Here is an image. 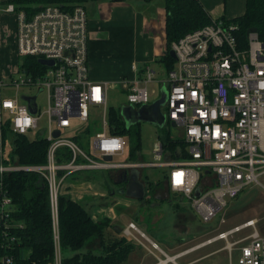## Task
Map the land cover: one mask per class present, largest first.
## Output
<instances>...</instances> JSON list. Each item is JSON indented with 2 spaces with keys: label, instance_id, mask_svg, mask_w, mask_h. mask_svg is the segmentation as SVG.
Segmentation results:
<instances>
[{
  "label": "built area",
  "instance_id": "2783aa9c",
  "mask_svg": "<svg viewBox=\"0 0 264 264\" xmlns=\"http://www.w3.org/2000/svg\"><path fill=\"white\" fill-rule=\"evenodd\" d=\"M5 11L16 18L17 55L22 58L52 60L37 72L23 73L9 82L0 80V264H16L14 250L19 249V232L23 225L12 217L11 198L5 189L3 176L8 172L37 174L48 187L53 254L51 264H62L58 197L68 176L80 171L140 170L159 168L163 171L168 189L186 200L204 224L213 219L225 222V209L249 186H261L264 175V44L256 33L246 35L247 45L236 39L238 27L226 19L216 18L209 24L188 32L171 45L173 68L166 73L163 84L166 101L163 104L165 125L180 127L185 148L177 158H163L162 145L154 146L157 161L129 160L115 163L116 156L125 151V135L110 132L111 116L107 108L112 84L89 79L88 30L84 5L75 4L71 10L47 4L28 17L24 11L7 4ZM154 73L146 69L143 81L124 84L130 105L136 109L149 101L147 84ZM10 86L40 88L47 94L46 163L4 164V128L9 126L16 135H26L38 127L40 117L36 103L34 115L19 97H3L2 90ZM35 101V100H34ZM99 110L100 125L90 140V154L73 139L80 128L71 122L90 121V109ZM108 109V113H107ZM77 128V129H76ZM67 131L72 136H63ZM55 132L59 135L56 137ZM67 148L70 160L59 163L58 149ZM184 155L182 156L181 155ZM96 157L102 158L101 161ZM111 157V160H105ZM163 158V160H161ZM247 236L235 242L228 237L245 228ZM139 233L128 223L123 233ZM224 240L229 253L237 244L236 264H264V237L256 229V219H250L229 230L219 232L207 243ZM138 241V240H136ZM159 249L155 242L150 243ZM158 264H177L179 257L165 255ZM172 258V261H168ZM31 264H37L32 262Z\"/></svg>",
  "mask_w": 264,
  "mask_h": 264
},
{
  "label": "crops",
  "instance_id": "0c3cea01",
  "mask_svg": "<svg viewBox=\"0 0 264 264\" xmlns=\"http://www.w3.org/2000/svg\"><path fill=\"white\" fill-rule=\"evenodd\" d=\"M12 1L13 0H0V80L3 82H9L12 78H18L19 75L25 73L24 69L22 68V60L17 55L16 18L13 13H9L4 10L5 6L7 4H11ZM162 1L163 0H123L116 2L102 1L88 2L86 5H84L87 16L88 30V73L89 79L91 81L98 83H104V81H106L112 84L114 87L113 90L119 89L120 87V89H126L124 84L129 86V84L134 80L143 81L146 77V69L153 71L154 76L161 71H159L161 68H159L158 60L166 53L167 47L165 33L166 14ZM198 2L202 4L203 9L208 13L211 20L221 18L230 21L231 19L241 17L245 12L244 10L246 0H198ZM154 65L158 66L159 69H157V67H153ZM161 73H163V77L158 81V85L160 86V96L161 89L163 87L165 88L163 80L166 76V72L164 70L161 71ZM38 89L43 91L40 88ZM8 91V86L3 88V97L6 96L4 94ZM15 97H18L17 93L14 97L10 98ZM33 97L36 98L35 96ZM33 97L21 96L19 98L20 101L25 104V98ZM123 106L130 107L131 105L126 104ZM134 109L137 110L136 108ZM12 134H9L3 138L6 159L8 158V154L11 152L13 147ZM27 135L28 133L24 136L27 137ZM127 146L130 157L129 143ZM130 159L132 158L130 157ZM135 170H106L109 171L108 177L104 176V174L100 176L102 178L101 180L94 177L93 183H89L91 184V192H89L88 188H86L84 189V192L81 193V195H85V199L81 196L79 197L83 198L82 202L73 200L71 195H69L73 201L81 203L85 208L86 206L84 201L88 202L89 204H96V208L101 205H107L110 202L114 203L113 206H115L114 209L116 214L113 209L108 210L109 218L111 217L108 220V229L113 231V236H110L111 238H126L123 233V229L128 223H133L131 220L132 218L127 219L129 214L128 209H132L133 206H136L138 201L143 203L145 202V204H150L154 200L164 201V199H167L170 201V198H165V195L160 192L154 193L152 197L150 196L151 189L161 188L164 184L168 188L164 173L159 168H145L136 170L138 172L137 183L143 187L144 195L142 198H138L136 194L134 195V193L139 190L138 186H135L136 189L134 188V192L126 195V190L130 189L128 182L130 180L131 174ZM106 171L98 172L106 173ZM78 174H74L75 176H68L64 183L65 185L67 184V187H71V192L75 191L79 196L80 192L78 193L77 189L71 186L74 183V179L77 180L81 177H77ZM112 183H124L126 186L122 187L121 192L115 193L114 188L111 186ZM170 193L172 195L178 196L171 191ZM87 194L94 195V197L91 196L89 199V195ZM95 195H98V197H95ZM172 207L175 211V208H178L179 206L176 202ZM136 208L139 209L140 206H137ZM193 212L195 216L198 217L199 221L204 224L198 214L195 211ZM181 218L182 220L180 219L179 224L177 225L178 230L181 233H187L188 235L186 236H189V232H194L195 234L193 233L190 235H192V237L196 236L198 239V237L203 235H206L205 237H207L209 234L210 228H207L206 232L197 229H193L194 231H188L186 227L181 226V222L185 221L186 218H183L182 214ZM136 220H139L138 217H136ZM139 222L141 223L142 220H139ZM107 232L108 231H106V233ZM128 238L129 237L126 239L129 240ZM132 239L135 242H138L140 245H136L135 242L129 240L135 245V249L130 252L128 258L122 264H148L146 259L139 258L137 255L138 252L136 251L137 249H140L141 245H144L136 238L135 235H133ZM143 239L148 241L149 244L154 242L149 240L145 235ZM184 239H176L173 242L165 243V248L167 250L175 251L172 252V254H167L172 257H185L191 255L196 250H202L211 245V243L200 244V242L197 241L194 242L191 248L187 247L189 249L180 248L179 250L176 246H174L182 240V242L185 243L186 240ZM201 239H204V237ZM158 247V251L162 253V248L160 246ZM212 252L214 251L208 250V252H206L204 255L200 257L195 256L189 261L183 262L181 264H193L197 260L208 257V255H210ZM156 257L157 262L155 261L151 264H158V258L160 257Z\"/></svg>",
  "mask_w": 264,
  "mask_h": 264
},
{
  "label": "trees",
  "instance_id": "16d2710c",
  "mask_svg": "<svg viewBox=\"0 0 264 264\" xmlns=\"http://www.w3.org/2000/svg\"><path fill=\"white\" fill-rule=\"evenodd\" d=\"M116 2L123 0H13L11 4L16 11L22 10L30 17L47 4L60 5L65 10H71L75 4L86 5L88 2ZM149 1V0H148ZM166 14V53L158 60L163 70L169 72L174 65L168 52L174 41L190 31L200 29L210 23L211 18L198 0H163ZM244 14L230 21L238 27L236 39L242 46L247 45L246 35L251 28L257 30L258 39L264 44V0H246ZM229 21V22H230ZM22 68L25 73L42 70L36 57L22 58ZM112 126L110 132L115 135H125L132 138L129 133L132 128L127 127L118 111L109 110ZM167 125V124H166ZM3 138L12 132L9 126L3 130ZM86 134H90L87 131ZM12 150L4 164H44L48 143L44 139L30 141L24 135L12 134ZM78 134L72 140L81 144ZM162 145L164 159H176L178 151L183 152L185 145L180 138L176 140L164 137L159 141ZM139 143V142H138ZM139 144L131 148L130 157L136 158L135 152ZM85 150V149H84ZM182 155V153H181ZM184 156V155H182ZM56 159L59 163L70 160L69 150L65 147L58 149ZM3 182L8 196L11 198L12 217L23 225L19 232V249L14 250L16 264H51L53 254L51 216L48 202V187L37 174L8 172L3 176ZM58 215L60 230V250L62 264H122L128 258L135 245L126 238H112L106 242L104 236L109 221L93 220L88 210L81 203L73 201L68 195L58 197ZM95 237H98L100 253L84 250L85 246Z\"/></svg>",
  "mask_w": 264,
  "mask_h": 264
},
{
  "label": "rangeland",
  "instance_id": "374dc122",
  "mask_svg": "<svg viewBox=\"0 0 264 264\" xmlns=\"http://www.w3.org/2000/svg\"><path fill=\"white\" fill-rule=\"evenodd\" d=\"M153 67H157L159 71H163L162 64L159 63L158 66L154 65ZM157 73L154 76V80L147 85V91H148V103L147 105H151L152 103L156 102L160 98V86L158 85V81L163 77V73ZM165 71V70H164ZM9 91L6 92L4 95L14 97L17 93L18 97L21 96H28L33 97L35 96V103H37L38 106V115L40 117L38 127L35 128L32 132L28 133L27 138L30 141H35L36 139H41L47 136V116L45 115V111L47 109V94L45 91H40L38 88H20L18 92L10 86ZM121 88V87H120ZM110 89L109 91V97H108V104L107 108L109 110L118 111L119 109L126 104H130L128 100V92H126V89ZM26 104V103H25ZM162 113L164 112V108L161 109ZM108 113V109H107ZM90 121L88 123H81L78 120H73L71 122V126L77 128H80L78 131V134L81 136V144L84 146V149L86 153L90 154L91 147H90V140L94 136L95 132L98 130L97 126L100 125V121L102 120V115L99 110L90 109ZM132 128V130L129 132L132 134V138H129V136H126L127 141L131 144V148L134 147L136 144H139V150L138 152H135L136 158L134 160H142L144 162L149 161H157L156 156L153 154L154 146L159 143L160 140L164 137H169V139L176 140V138L182 137V130L180 127L174 128L171 127L169 124L163 125L162 127H158L153 125L150 122H138L136 124H133L131 126H128ZM76 128V129H77ZM87 131H90V134H86ZM74 132L67 131L63 136L69 137L72 136ZM139 142V143H138ZM97 160L101 161L102 158L96 157ZM130 159L128 154V146L125 147V151L121 153L120 155L116 156V158L113 159L115 163L120 162H129ZM163 160V158L161 159ZM80 174L77 175L81 176L77 180H73L72 187L76 188L78 194L73 191L71 192V187H67V184L62 186V193L64 197L66 195H71L72 199L75 201H81L83 200L85 195H81L82 192H84V189L88 188V191L91 192V184L94 181V177L101 180L102 174L104 176L108 177L109 171H106V173H101L98 171H80ZM76 175V174H75ZM74 175V176H75ZM85 178V179H84ZM87 179V180H86ZM108 181V178H107ZM261 186L253 184L249 186L248 189H246L243 193H241L237 198H235L234 201L230 202L228 207L225 209V222L219 223L217 222V219H213L210 222H207V224H202L198 217L195 216L194 212L190 209L188 206V203L183 198H180L179 196L172 195L166 185H162L161 188L151 189L150 190V196L156 192H160L163 195H165V198H170V201L167 199H164V201H156L154 200L150 204H145V202L138 201L136 206H133L132 209H128V216L127 219L132 218L134 225L140 229V231L149 239L158 244L160 246L161 252L160 253L157 249L153 248L148 241L144 240L142 237L139 236L138 233L132 232L133 235L136 236V238L142 242L144 246L141 245L140 249L136 250L138 253L140 259H146L148 264H151L152 262H157V257L159 256L162 260H165V255L172 254V252L167 250L165 247V243L173 242L176 239H184L186 242H179L175 244L179 250L182 249H189L194 244V242H200V244H206L208 240L214 236H216L219 232L229 230L233 227H236L237 225H241L242 223L249 221L250 219H256V229L259 233V235L264 237V175L260 178ZM92 182V183H91ZM88 183V184H87ZM91 183V184H89ZM89 185V186H88ZM111 186L114 188L115 193H119L122 190V187L126 186L124 183L121 184H111ZM89 195V199L91 196L94 197V195ZM83 198H79V197ZM70 197V196H69ZM70 197V198H71ZM95 197H98V195H95ZM85 199V198H84ZM177 202L178 208H175V211L173 210V205ZM86 209L89 212V215H91L93 220H109V214L108 210L113 209L115 214L116 211L114 209L115 206L114 203L110 202L107 205H101L96 208V204H89L88 202L84 201ZM137 206H140V208H136ZM183 218H186L185 221L181 222V226L186 227L188 231H192L193 229L197 230H203V232L207 231V228H210V232L206 235H203L201 237L194 236L193 234L189 232V236L187 233H181L178 230V224L181 218V214ZM185 216H184V215ZM120 216V215H119ZM136 217H138L139 220H142L140 223L139 220H136ZM214 228V229H213ZM193 230V231H194ZM252 228H245L241 230L240 232H236V234H233L228 237L229 241L235 242L241 237L247 236ZM108 232H105V240L108 242L109 240H112V234L113 231L108 229ZM122 231V230H121ZM195 234V233H194ZM111 236V237H110ZM131 240L132 242H135L131 236H126V238ZM204 237V239H201ZM136 245H138V242H135ZM245 243L237 244L236 248L232 250L231 258H229L228 251L223 247L225 245L224 240H218L216 242L211 243L208 247L202 250H196L191 255L180 257L175 262L178 264H181L183 262H187L190 259L194 258L195 256H202L206 252L214 251L208 257H205L204 259L197 260L193 264H236V260L238 257V250L237 247L240 245H244ZM140 245V244H139ZM189 247V248H187ZM223 247L222 249H220ZM89 250L92 253H100V247L98 243V237H95L91 242H89L83 251ZM167 254V255H168ZM170 256V255H169ZM134 259V258H133ZM131 259V260H133ZM169 264H172L169 262Z\"/></svg>",
  "mask_w": 264,
  "mask_h": 264
},
{
  "label": "water",
  "instance_id": "95a60500",
  "mask_svg": "<svg viewBox=\"0 0 264 264\" xmlns=\"http://www.w3.org/2000/svg\"><path fill=\"white\" fill-rule=\"evenodd\" d=\"M248 33H256L257 30L255 28H251L247 31ZM168 55L174 59V53L173 51H169ZM38 62L42 65L45 66H52L54 64V62L52 60H41L38 59ZM35 98H25V101L27 103V107H28V112L30 115H34L35 113V107H36V103H35ZM166 101V89L163 87L161 89V96L159 98L158 101L152 103L151 105H144L139 107L137 110H135L133 107H121L119 110V113L122 115V117L124 118V122L126 124V126H131L137 122H150L155 126L158 127H162L165 123V116L161 113H159V108L161 105H163ZM171 127L175 128V125H171ZM54 135L57 137L59 135L58 132H55ZM111 160V157H106L105 160ZM137 179H138V172L135 170L130 177V180L128 182V185H130V189L126 190V195L134 192L135 191V186L139 187V190L137 192L134 193V195L136 194V196L138 198H142L144 195V190L143 187L141 185H139L137 183ZM135 188V189H134Z\"/></svg>",
  "mask_w": 264,
  "mask_h": 264
},
{
  "label": "flooded vegetation",
  "instance_id": "af4514ba",
  "mask_svg": "<svg viewBox=\"0 0 264 264\" xmlns=\"http://www.w3.org/2000/svg\"><path fill=\"white\" fill-rule=\"evenodd\" d=\"M161 108H162V105L159 108V113L163 114L162 111H161Z\"/></svg>",
  "mask_w": 264,
  "mask_h": 264
},
{
  "label": "bare ground",
  "instance_id": "6f19581e",
  "mask_svg": "<svg viewBox=\"0 0 264 264\" xmlns=\"http://www.w3.org/2000/svg\"><path fill=\"white\" fill-rule=\"evenodd\" d=\"M170 257V256H169ZM173 259L172 258H168V261H172Z\"/></svg>",
  "mask_w": 264,
  "mask_h": 264
}]
</instances>
